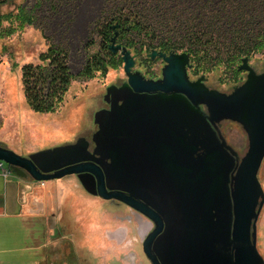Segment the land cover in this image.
Wrapping results in <instances>:
<instances>
[{
	"label": "water",
	"instance_id": "water-1",
	"mask_svg": "<svg viewBox=\"0 0 264 264\" xmlns=\"http://www.w3.org/2000/svg\"><path fill=\"white\" fill-rule=\"evenodd\" d=\"M117 38L109 49L121 55L127 82L106 89L109 109L93 116L94 149L84 137L27 157L0 147V162L36 183L76 176L89 195L147 218L154 228L142 245L151 264H264L256 229L264 205V71L242 59L237 70L246 79L226 94L204 77L189 79V54L152 51L164 67L161 79L147 80ZM222 121L246 133L243 158L221 135Z\"/></svg>",
	"mask_w": 264,
	"mask_h": 264
},
{
	"label": "rangeland",
	"instance_id": "rangeland-1",
	"mask_svg": "<svg viewBox=\"0 0 264 264\" xmlns=\"http://www.w3.org/2000/svg\"><path fill=\"white\" fill-rule=\"evenodd\" d=\"M38 1L8 0L0 5V147L24 157L72 144L80 137L91 142L97 130L93 116L107 108L106 89L127 82L120 54H116L120 61L117 60L116 66L108 68L105 74L97 73L89 80L78 77L89 58L101 53L99 30L109 21L105 17L106 0H54L57 3L55 11L48 10V0H41L36 23L19 27V22L14 20L18 10L21 7L30 10ZM51 43L67 49L74 80L54 113L38 114L26 103L21 68L29 63L38 64V56ZM123 43L119 38L116 41L124 46ZM136 48L138 50L139 45ZM130 51L135 58L134 72L147 80L162 78V59L152 60L144 50ZM214 63L211 61L202 70L196 62H190L189 79L196 81L204 77L209 89L226 94L245 81V72L234 75L225 66L212 70ZM249 65L256 73L263 72L264 53L249 57ZM218 127L226 143L240 159L243 158L248 140L242 126L222 121ZM258 179L264 192V160ZM50 182L54 185L45 201L46 211L47 214L54 212V220L63 230L55 234L54 240L49 233H40L39 239L34 240L35 229L29 222L0 220V264H36L43 249L39 248L40 241L50 248L46 252L52 253L56 264H151L142 245L153 229L148 219L135 215L114 200L104 201L89 195L74 176ZM256 229L257 249L264 259V205Z\"/></svg>",
	"mask_w": 264,
	"mask_h": 264
},
{
	"label": "trees",
	"instance_id": "trees-1",
	"mask_svg": "<svg viewBox=\"0 0 264 264\" xmlns=\"http://www.w3.org/2000/svg\"><path fill=\"white\" fill-rule=\"evenodd\" d=\"M7 1L0 0V5ZM106 1L105 17L109 21L99 30L102 54L86 62L78 73L83 80L105 74L120 61L109 49L115 33L129 50L187 53L190 62H196L202 70L214 61L212 70L225 66L234 75L240 73L237 65L242 59L264 53V0ZM41 6L39 0L30 10L21 7L14 20L19 27L34 25ZM48 7L55 11L57 3L48 0ZM68 57L65 47L51 43L38 56V64L22 66L24 97L33 112L51 114L63 103L74 80Z\"/></svg>",
	"mask_w": 264,
	"mask_h": 264
},
{
	"label": "crops",
	"instance_id": "crops-1",
	"mask_svg": "<svg viewBox=\"0 0 264 264\" xmlns=\"http://www.w3.org/2000/svg\"><path fill=\"white\" fill-rule=\"evenodd\" d=\"M52 182H45L43 190L36 197L35 184L30 177L0 171V220H19L29 222L41 210L52 189ZM63 191V190H61Z\"/></svg>",
	"mask_w": 264,
	"mask_h": 264
},
{
	"label": "flooded vegetation",
	"instance_id": "flooded-vegetation-1",
	"mask_svg": "<svg viewBox=\"0 0 264 264\" xmlns=\"http://www.w3.org/2000/svg\"><path fill=\"white\" fill-rule=\"evenodd\" d=\"M103 109H109V105L107 104V108H103ZM89 143H90L89 150L92 151L94 149V144L92 142H90V141H89ZM26 177H28V176H26ZM26 177H24V178H26ZM74 177H76V176H74ZM60 180H62V179H60ZM77 180H78V178H77ZM55 181H59V180H55ZM34 184H35L34 192H35L36 197H38L39 196V192H41L43 190L42 186L44 185V183H36V182H34ZM118 203H120V202H118ZM120 204H122V203H120ZM122 205H124V204H122ZM124 206L127 207L128 209H130L135 215H137V216L140 215L139 213H137L133 209L129 208L128 206H126V205H124ZM34 211H38V212L36 214H34L33 215L34 218L29 221L31 227L35 229L33 231L34 232L33 233L34 240L39 239L40 233H43V234L49 233V235L51 236V239L54 240L55 239L54 238L55 234L56 233L60 234L61 231L63 230V227L58 226L57 222L54 220V212H52V213L48 212V214H47L45 205H43V207H42V209L40 211L37 210V209H34ZM140 216H142V215H140ZM142 217H144V216H142ZM57 228H58L59 231L57 230ZM153 228H154V226H153ZM146 230H150V229H146ZM118 235L119 234H116V239H119ZM147 235L145 236V238L147 237ZM39 244H41L39 248H43V249L41 250L42 253L38 254V259H36V264H56V262L52 259V253L51 252H46V250H48L50 248H46V246L44 244H42V241H40Z\"/></svg>",
	"mask_w": 264,
	"mask_h": 264
},
{
	"label": "built area",
	"instance_id": "built-area-1",
	"mask_svg": "<svg viewBox=\"0 0 264 264\" xmlns=\"http://www.w3.org/2000/svg\"><path fill=\"white\" fill-rule=\"evenodd\" d=\"M0 171H2L4 173H8L9 172V168L4 162H0Z\"/></svg>",
	"mask_w": 264,
	"mask_h": 264
}]
</instances>
